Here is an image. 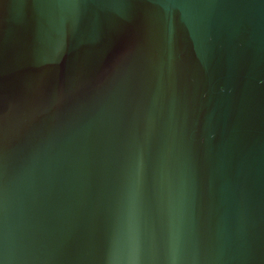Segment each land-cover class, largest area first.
<instances>
[{"label":"water","instance_id":"obj_1","mask_svg":"<svg viewBox=\"0 0 264 264\" xmlns=\"http://www.w3.org/2000/svg\"><path fill=\"white\" fill-rule=\"evenodd\" d=\"M0 264H264V0H0Z\"/></svg>","mask_w":264,"mask_h":264}]
</instances>
